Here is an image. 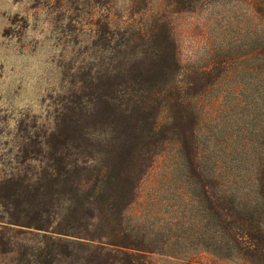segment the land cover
I'll use <instances>...</instances> for the list:
<instances>
[{
    "label": "rangeland",
    "instance_id": "obj_1",
    "mask_svg": "<svg viewBox=\"0 0 264 264\" xmlns=\"http://www.w3.org/2000/svg\"><path fill=\"white\" fill-rule=\"evenodd\" d=\"M249 3L0 0V181L31 170L33 144L51 130L80 144L86 160H107L111 145L130 139L143 152L135 165L154 162L127 219L160 228L158 238L188 239L149 261L243 264L205 243L227 239L208 207L264 209V72L254 58L260 44L242 23ZM97 95L116 104V132L102 100L97 115L83 116ZM155 115L157 145L145 146L139 134ZM121 125L137 134L126 137ZM13 257L0 254V264Z\"/></svg>",
    "mask_w": 264,
    "mask_h": 264
},
{
    "label": "trees",
    "instance_id": "obj_2",
    "mask_svg": "<svg viewBox=\"0 0 264 264\" xmlns=\"http://www.w3.org/2000/svg\"><path fill=\"white\" fill-rule=\"evenodd\" d=\"M246 1L250 2L246 5L253 14L242 15V23L248 28L247 33H252L251 39L260 44L254 58L259 61L261 74L264 72V0ZM239 28L240 32H246L240 25ZM102 98L90 97L92 108L83 116L97 115L102 100L113 112L116 132L121 122L117 106ZM159 120L160 115H155L148 131L139 134L148 139L145 146L157 145L153 138L160 133ZM121 126L120 132L126 137L129 133L137 134L132 127ZM33 146L31 170L0 181L1 255L13 254L15 264H154L149 261L154 253L165 252L175 243L185 249L187 238L182 241L170 236L158 238L160 228L148 227L140 219H127L128 210L141 201V181L154 162L153 159L149 164L135 165L133 159L143 154L137 143L130 139L116 142L110 147L109 158L103 161L78 157L81 145L57 140L54 130L43 143L35 142ZM129 163L132 165L127 171ZM223 196L228 198L227 194ZM224 201V218L216 207L207 209L218 218L221 238L227 239L225 242L206 239L205 244L214 251L230 252V256L243 264H264L263 207L243 205L237 209ZM226 217H234L239 224ZM25 234L32 236L29 238L32 243H23L25 238L20 236ZM180 248L177 250H183Z\"/></svg>",
    "mask_w": 264,
    "mask_h": 264
}]
</instances>
